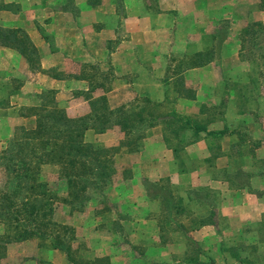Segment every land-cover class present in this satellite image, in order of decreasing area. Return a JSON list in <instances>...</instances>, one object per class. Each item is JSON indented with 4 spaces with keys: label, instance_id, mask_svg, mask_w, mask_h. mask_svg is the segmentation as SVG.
Listing matches in <instances>:
<instances>
[{
    "label": "rangeland",
    "instance_id": "rangeland-1",
    "mask_svg": "<svg viewBox=\"0 0 264 264\" xmlns=\"http://www.w3.org/2000/svg\"><path fill=\"white\" fill-rule=\"evenodd\" d=\"M243 2L247 5L241 4ZM261 2V7H264V0ZM218 4L220 1L217 0L216 6ZM254 5V0H239L233 10L234 19H225V5H220L213 10L216 19L208 21L201 31L189 36L194 42L201 40V52L192 51V45L191 51L181 53V49L179 54L169 55L171 61L168 74L178 75L172 77L167 89L163 85L160 88H164L165 94L172 98L154 104L142 93L145 92L143 82L134 85L136 95L126 94L125 99H114L115 92L112 90L119 87V84H113L117 75L111 70V63L105 61L85 67L74 64L72 70L75 74L86 75L92 81L88 88H80L81 93L74 99L58 101L59 106L69 116L88 114L90 106L85 102L86 94L83 90L91 89L87 95L93 98L104 96L112 108L123 104L122 111L135 116V120L139 115H166L175 109L190 111L189 107L175 99L178 91L182 93L184 90L191 94L196 86L191 81L186 80L185 83L181 67L194 63L223 62L220 72L215 73L222 81L220 90L227 95L225 87L233 89L237 96L230 101L223 99L215 104L210 101L196 102L199 103L196 108L201 109V115L196 120L209 123L211 112H220L221 109L232 116L237 108L247 103V98L257 100V95H264V35L260 30L264 32V23L256 28H260L261 35H248L249 44L245 40L246 36L241 38L239 33L256 15ZM249 29L246 28L247 31ZM210 32L213 35L210 36ZM241 46L245 48L239 55L237 52ZM32 62L14 48L0 46V152L13 140L15 128L19 125L26 128L35 125L34 116L26 122L21 121V112H32L31 108L38 104L37 95L41 91L50 88L55 90L50 85L41 86V80L37 82L40 76L35 70L36 63ZM227 66L231 69L226 70ZM49 72L54 75L67 74L64 70L54 68ZM227 73H231V81L227 79ZM99 82L102 90L94 89L99 86ZM109 89L112 91L109 95L103 93ZM256 102L263 103V99ZM167 124L163 125L162 131L161 125L151 128L153 125L146 127L142 123L138 125L140 131H136L142 133L138 138L125 135L118 125L107 129L104 134L88 130L84 135L85 141L114 147L115 170L107 187L102 192L92 193L83 202L84 205L72 206L64 200L69 198V186L60 175L58 164L32 165L34 171L30 172L35 176L36 183L41 185L38 189H46L48 194L56 198L53 218L60 224L68 225L73 258L80 264H87L88 260L97 257H104L102 264H191L190 257L209 259L212 250L223 246L230 248L231 252L236 251L242 264H264V224H239L238 218L234 219L232 214L229 216L225 213L226 202L219 189L193 181L195 172L201 179L209 175L210 168L207 167L212 157L216 156L217 148L213 146L206 149L204 144L186 148V133L176 137L171 131L172 126ZM235 129L237 139L240 142L242 140L239 154H249L252 145L257 144L253 141V130L244 123H239ZM162 134L168 139L167 144L174 147L173 155L162 147ZM209 142L213 143L215 139L211 136ZM209 142L207 139V145ZM2 156L0 161L4 160ZM171 159L174 161L171 165L163 164ZM236 166H246L245 160L237 162ZM176 167H182L186 172L193 171L194 174L183 181L177 176ZM163 170L170 174L162 176ZM238 173L242 174L240 171ZM4 178L0 168V185ZM0 263L71 264V261L63 250L51 248L48 240L30 238L4 245L0 249ZM224 264L232 262L225 261Z\"/></svg>",
    "mask_w": 264,
    "mask_h": 264
},
{
    "label": "crops",
    "instance_id": "crops-1",
    "mask_svg": "<svg viewBox=\"0 0 264 264\" xmlns=\"http://www.w3.org/2000/svg\"><path fill=\"white\" fill-rule=\"evenodd\" d=\"M218 1L220 4L216 6L217 0H0V25L21 27L28 33L37 47L41 68L48 72L38 71L40 77L37 82L41 80V86L50 85L55 88L57 101L74 99L77 95L75 92L80 88H88L92 81L86 75L75 74L72 70L74 64L85 67L109 61L111 70L117 75L113 84H119L118 88L112 90L115 92L114 99H125L126 94L136 95L134 85L144 82L145 92L142 93L146 99L160 102L172 98L160 86L167 89L172 77L178 75L168 74L171 61L169 55L179 54L181 49V53L191 51L192 45V51L201 52V40L194 42L189 36L201 31L208 21L216 19L213 10L220 5H225V19L235 18L233 10L239 0ZM254 2L256 15L239 32L241 38L246 36L248 44V35H264L262 29L259 28L261 33L256 29L264 23V7H261V0ZM241 4L247 5L246 2ZM209 35H213L212 32ZM244 48L241 46L237 53L240 55ZM223 64L194 63L181 67L185 83L186 80L191 81L196 86L191 94L183 90L175 95V99L189 107L190 111L173 109L196 119L201 115V109L196 108L199 103L196 102L210 101L215 104L223 99H235L237 95L233 89L225 87L227 95L220 90L222 81L215 73L220 72ZM53 68L64 70L67 74L53 77L49 72ZM230 69L226 67V70ZM230 75L227 73L229 81L233 79ZM97 88L102 90L101 82L94 89ZM112 91L109 89L103 93L109 95ZM257 97V100L263 99L264 103V95ZM251 98H247L249 101L242 108H237L232 116L222 109L220 112H211L210 121L205 124L207 129L217 133L201 131L200 138L184 145L186 148L202 144L206 149L213 146L217 148L216 156L211 158V164L207 167L210 168L209 175L201 179L195 172L193 181L219 189L226 202L225 213L229 216L232 214L234 219L238 218L239 224L248 225L264 224V104ZM85 102L89 104L88 99ZM33 116L21 115L20 118L26 122ZM239 123L247 124L253 130V141L257 143L252 145L253 149L247 155H240L238 151L242 140L240 142L237 139L235 127ZM164 124L165 121H159L151 128L161 125L163 131ZM88 130L94 131L87 129L85 133ZM211 136L215 139L213 143L209 142ZM161 137L162 147L173 155L174 147L167 144L169 141L163 134ZM207 139L210 143L208 145ZM243 160L246 166L235 167L237 162ZM173 162L171 159L163 164L166 166ZM176 169L177 176L183 181L194 174L193 171H183L182 167ZM169 174L163 170L161 175ZM209 255L218 264H224L225 261L242 264L236 251L231 252L230 248L223 246L212 250Z\"/></svg>",
    "mask_w": 264,
    "mask_h": 264
},
{
    "label": "trees",
    "instance_id": "trees-1",
    "mask_svg": "<svg viewBox=\"0 0 264 264\" xmlns=\"http://www.w3.org/2000/svg\"><path fill=\"white\" fill-rule=\"evenodd\" d=\"M0 46L14 48L26 60L36 63L35 70L47 72L41 68L37 47L23 28L0 25ZM90 91L83 90L90 105V112L85 115L69 116L59 106L52 88L37 95L39 102L32 106V112H21L25 116L34 115L35 125L31 128L23 125L15 128L13 140L0 152L4 159L0 161V168L5 176L0 185V249L12 241L40 238L48 240L51 248L63 250L71 264H80L73 258L68 225L60 224L53 218L56 198L48 194L46 189H38L41 185L36 183L30 171H34L33 164L34 167L43 163L58 164L59 173L69 186V198L64 200L72 206L84 205L92 193L102 192L115 170L114 147L85 141L87 129L101 133L118 125L125 135L138 138L142 136L141 132H136L140 131L138 125L145 123L146 127H150L165 121V124L172 126L171 131L176 137L186 133L184 145L200 138L201 131L217 133L207 129L205 123L175 110L166 115H139L135 120V116L122 111L123 104L109 107L104 96L93 98L87 95ZM75 93L81 92L78 90ZM17 129L19 131L16 132ZM102 259L104 257H97L88 260L87 264H102ZM189 260L191 264H218L211 257L202 260L194 256Z\"/></svg>",
    "mask_w": 264,
    "mask_h": 264
}]
</instances>
